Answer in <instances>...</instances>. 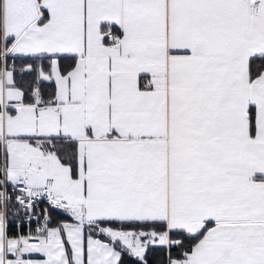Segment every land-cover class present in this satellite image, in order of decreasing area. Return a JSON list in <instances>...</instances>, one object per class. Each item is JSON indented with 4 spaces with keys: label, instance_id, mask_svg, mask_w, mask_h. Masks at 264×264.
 I'll use <instances>...</instances> for the list:
<instances>
[{
    "label": "snow or ice",
    "instance_id": "1",
    "mask_svg": "<svg viewBox=\"0 0 264 264\" xmlns=\"http://www.w3.org/2000/svg\"><path fill=\"white\" fill-rule=\"evenodd\" d=\"M0 264H264V0H0Z\"/></svg>",
    "mask_w": 264,
    "mask_h": 264
}]
</instances>
